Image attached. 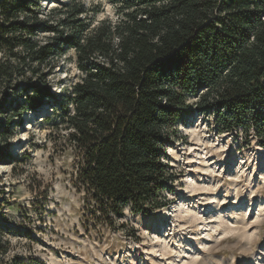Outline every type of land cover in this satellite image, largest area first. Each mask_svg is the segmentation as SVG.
Segmentation results:
<instances>
[{
  "label": "trees",
  "instance_id": "trees-1",
  "mask_svg": "<svg viewBox=\"0 0 264 264\" xmlns=\"http://www.w3.org/2000/svg\"><path fill=\"white\" fill-rule=\"evenodd\" d=\"M114 4L116 21L92 29L79 23L86 11L74 3L59 12V25L40 28L34 0H0L2 96L46 67L60 42L75 51L81 76L67 97L72 112L64 106L62 119L81 157L76 178L85 219L109 226L126 208L146 215L167 207L164 149L188 96L213 111L218 132L252 131L264 147V0ZM40 29L56 35L53 42L32 40ZM41 84L26 85L29 95L14 117L51 98Z\"/></svg>",
  "mask_w": 264,
  "mask_h": 264
},
{
  "label": "rangeland",
  "instance_id": "rangeland-1",
  "mask_svg": "<svg viewBox=\"0 0 264 264\" xmlns=\"http://www.w3.org/2000/svg\"><path fill=\"white\" fill-rule=\"evenodd\" d=\"M34 1L40 28L59 25L71 3L86 11L78 21L89 29L119 16L115 0ZM53 36L40 29L32 40ZM58 48L38 74L0 93V264H264V147L252 131L218 132L196 96L164 149L167 207L146 215L126 208L110 226L85 219L81 157L62 119L81 74L74 49ZM41 83L51 98L14 117L26 85Z\"/></svg>",
  "mask_w": 264,
  "mask_h": 264
}]
</instances>
